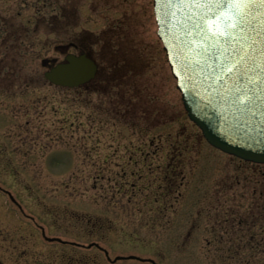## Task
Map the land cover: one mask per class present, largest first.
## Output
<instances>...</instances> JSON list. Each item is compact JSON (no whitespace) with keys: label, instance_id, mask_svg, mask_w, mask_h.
I'll return each instance as SVG.
<instances>
[{"label":"rangeland","instance_id":"374dc122","mask_svg":"<svg viewBox=\"0 0 264 264\" xmlns=\"http://www.w3.org/2000/svg\"><path fill=\"white\" fill-rule=\"evenodd\" d=\"M156 30L152 0H0V264H264V165L204 140ZM73 39L109 69L54 86Z\"/></svg>","mask_w":264,"mask_h":264},{"label":"water","instance_id":"95a60500","mask_svg":"<svg viewBox=\"0 0 264 264\" xmlns=\"http://www.w3.org/2000/svg\"><path fill=\"white\" fill-rule=\"evenodd\" d=\"M257 9L244 32L236 33L231 41L222 38L214 44L204 39L198 24L200 15H214L215 6L189 9L179 0H153L156 34L188 119L211 147L245 162L264 165V4L259 0ZM232 19L225 12L223 21L217 17L210 23H219L223 28ZM242 48L251 57L245 59L251 83L248 77L238 80L222 72L225 57H233L231 62L235 63L240 59L236 53ZM47 62L43 60L42 64L46 66ZM95 73L94 61L85 54H67L63 62L51 65L44 77L53 85L74 88L88 83ZM246 93L255 96L254 102H234L236 95Z\"/></svg>","mask_w":264,"mask_h":264},{"label":"snow or ice","instance_id":"6c2138e0","mask_svg":"<svg viewBox=\"0 0 264 264\" xmlns=\"http://www.w3.org/2000/svg\"><path fill=\"white\" fill-rule=\"evenodd\" d=\"M259 3L264 4V0H259ZM179 4L189 9L215 6L214 15H200L198 24L204 39L214 44H218L222 38L231 41L235 38L236 33L244 32L245 27L255 18L258 11L257 0H179ZM225 12L233 17L231 23L224 25L223 28L220 27L219 23H210L217 17H219V21H223ZM172 14L175 15L174 12ZM233 51L236 52V49ZM236 54L239 55L240 59L235 63L231 62L233 57H225V63L221 66L222 72L229 73L238 80L248 77L251 83V77L248 76L250 68L245 62L246 58L251 59L248 56V51L242 48ZM223 78L222 74L219 79L222 80ZM254 99V95L246 93L243 96L236 95L234 102L243 105L247 101L248 104H251Z\"/></svg>","mask_w":264,"mask_h":264},{"label":"flooded vegetation","instance_id":"af4514ba","mask_svg":"<svg viewBox=\"0 0 264 264\" xmlns=\"http://www.w3.org/2000/svg\"><path fill=\"white\" fill-rule=\"evenodd\" d=\"M77 42H78L77 39L76 40L73 39V40H70L67 45H62L61 46V51L60 52H61V54H63V58H64V56L67 53H70V52H68L69 49H78L79 44ZM74 54H76V55L85 54L88 58H91L96 63L97 71H96L95 77L89 83L84 85L85 87H89L95 81V79L97 78L98 74H101V71H105V70L109 69L108 67H102L101 64L98 62V60L95 58V56L92 55V53L87 51L86 49L85 50L81 49L77 53H74ZM107 262L108 263H113L115 261L107 260ZM76 264H79V263H76Z\"/></svg>","mask_w":264,"mask_h":264},{"label":"trees","instance_id":"16d2710c","mask_svg":"<svg viewBox=\"0 0 264 264\" xmlns=\"http://www.w3.org/2000/svg\"><path fill=\"white\" fill-rule=\"evenodd\" d=\"M262 194L264 195V187H263ZM240 223H241V222H240ZM253 248H255V247H251V249H253ZM256 251H258V250H256ZM259 251H261V252H263V253H264V249H263V250H259Z\"/></svg>","mask_w":264,"mask_h":264}]
</instances>
